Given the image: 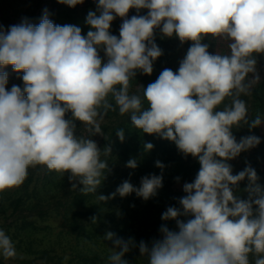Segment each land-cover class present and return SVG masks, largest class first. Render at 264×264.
Listing matches in <instances>:
<instances>
[{"label":"trees","instance_id":"obj_1","mask_svg":"<svg viewBox=\"0 0 264 264\" xmlns=\"http://www.w3.org/2000/svg\"><path fill=\"white\" fill-rule=\"evenodd\" d=\"M44 1L35 0L32 28L58 30L60 36L47 34L51 58L46 70L36 69L39 93L67 109L60 111L73 131L80 110L106 117V136L95 150L103 156L81 170L72 203L95 197L102 173L123 189L119 221L112 227L110 220L99 224L104 215H98L88 235L83 221L91 212L80 206L73 211L64 202V226L93 245L98 237L103 241L100 248L89 246L87 254H79L80 263L264 264V74L252 86L248 80L252 68L264 61V31L242 32V24L216 17L199 26L189 18L180 28V15L159 6L150 8L154 20H145L141 3L129 0H52L51 10L37 13ZM253 3L260 16L264 1ZM260 23L264 26V18ZM20 41L17 51L25 48L22 35ZM41 51L27 52L21 67L34 65ZM234 55L242 61L234 68L236 78L221 69ZM108 75L102 106L83 105L79 85ZM4 122L0 163L16 164L0 182V195L6 185L16 188L7 205L0 201V228L11 220L6 228L20 233L31 225L28 217L43 213L42 206L28 204L29 189L42 171L53 180L48 175L52 159L44 155L24 164L4 159L19 130L16 124L3 133ZM81 145L76 139L73 148ZM66 147L63 137L58 148ZM80 164L72 162L66 180ZM180 183L191 187L183 190ZM202 185H217L225 197L193 191ZM240 205L248 206L244 216L229 219ZM25 244L27 254L6 253L0 264H63L46 250L30 256L34 244Z\"/></svg>","mask_w":264,"mask_h":264},{"label":"rangeland","instance_id":"obj_2","mask_svg":"<svg viewBox=\"0 0 264 264\" xmlns=\"http://www.w3.org/2000/svg\"><path fill=\"white\" fill-rule=\"evenodd\" d=\"M129 1H132L136 5L141 3L140 14L141 18L145 20H154L151 18V7L159 6L162 10L164 8L172 10L173 8L175 14L180 15L178 16L181 23L180 28L185 24L183 21L189 18L199 26L202 20L216 17L215 20L222 18L220 21H231L236 26L242 24V32L256 35L264 31V26L260 25V22L264 18V11L261 10L262 17L261 15L256 17L253 11L254 0H202L201 2H198L199 0ZM52 3L56 2L45 0L37 13L42 8L51 10L53 7ZM82 3L83 1L78 4ZM34 4L35 0H0V126L5 121V131L3 132L5 133L7 129L16 126V124L19 125V130L12 139L15 145H7L5 147V150L7 151L8 149L9 153L4 159L11 156L24 164L29 163L33 158L37 160L44 155H49V158L52 160L48 175H53V180H48L46 173L42 171L37 181L29 189L28 204L34 203V206L43 207L42 214H36L27 218L31 225L25 224V228L20 233L15 232L13 228H6L11 223V220L6 225L1 226L0 257L6 253L27 254V251L23 250V248H26L25 242H31L34 244V248L29 254L30 256H38L41 250H46L51 256L60 258L63 264H82L77 256L79 254H87L89 246H92V249L95 246L100 248L103 241L98 237L94 241V246L92 241L84 240V236H78V232L71 231L68 227H65L64 220L67 212L65 211L64 202L67 203L66 206L71 204L70 209L73 211L80 206L79 210L91 212L90 219L83 221L86 226L84 233L88 235L89 229L93 225H98L96 221L92 220V218L98 215H104L99 224L110 220L112 227L115 219L119 221L123 189L121 187L118 188L111 178L102 173L100 181L96 182L94 187L96 196L83 201L81 199L74 205L72 203L75 199L72 200L71 194L74 188H77L79 182H81L80 177L83 175L81 170L90 161L93 163L101 161L99 159L103 156L101 154L97 156V149L106 136L104 130H102L106 117L101 115L100 111L94 115L88 113L87 110H80L81 113L72 122L75 128V131H73L69 126V121L65 118V115H62V111H60H67V109L60 107L52 98L47 99L43 94L39 93V84L35 82V78L38 77L36 69L46 70L51 58L47 34H54L59 37L60 31L58 32V30L54 29L48 30L47 27H44L41 31L32 28L31 18ZM196 7L197 10H200L198 11V15L195 14ZM256 21L258 25L255 24ZM43 34H46V36ZM21 35L22 46H25V48L17 51L16 47L20 45ZM12 41H14V44H12ZM262 44L264 45V41ZM39 51H41L42 56L38 57L37 55L33 57L34 65L32 64L31 67L28 66L26 68L21 67L20 64H22L24 55L27 52L33 55ZM239 62L242 61L234 55L233 58H230V63L227 61L221 63V69L224 72V67L227 68L225 70L226 74L229 73L231 77L236 78L239 75L234 68H238ZM10 69L12 70L10 71ZM252 69L253 71H251L248 78L250 86L253 85V82L261 80L264 74V61H259ZM111 76L108 75L104 79L95 80L93 83L87 79L84 80L79 85L82 89L80 92L82 94L81 99H83L82 104L93 103L101 107L102 101L106 98L107 94L106 89H104V83ZM52 87H55L54 83ZM16 99L21 102L19 107H14L13 100ZM261 127L264 130V122L261 124ZM61 130L65 136L61 133ZM63 137H66L67 147L58 148L60 147V140ZM72 139H74V143L71 141ZM76 139L82 144L78 149L73 148ZM81 161L82 164L79 163ZM72 162L80 164V169L77 172L73 171V175L70 176L69 180H66L68 175L66 170L71 166ZM14 164L16 163H12L10 159L2 160L0 163V182L2 179L4 180L9 177V171L14 167ZM72 169L74 170V167ZM55 171L57 173L59 171V174L55 173ZM60 174L62 178L64 177V181L62 180V183L58 184L57 176H60ZM179 187L187 190L191 185L180 183ZM15 188V186L12 188L7 185L3 187L2 194L4 195H0L3 198L0 200L2 204H8L7 198L12 196ZM193 191H204L216 196L221 193L223 196L226 194L217 185L193 186ZM65 192L69 193L67 199H60ZM58 200H62L63 203L57 205ZM99 201L101 202L98 203ZM244 206H238L236 210L231 212L228 218L230 219L234 215L238 217L244 216L248 208V206ZM19 224L21 225V222ZM106 262L104 261V263ZM115 262L113 264H117Z\"/></svg>","mask_w":264,"mask_h":264}]
</instances>
